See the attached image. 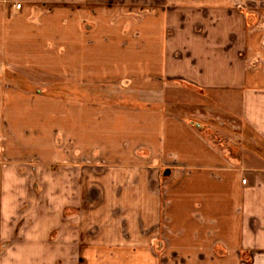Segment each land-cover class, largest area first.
I'll return each mask as SVG.
<instances>
[{
	"label": "crops",
	"instance_id": "obj_1",
	"mask_svg": "<svg viewBox=\"0 0 264 264\" xmlns=\"http://www.w3.org/2000/svg\"><path fill=\"white\" fill-rule=\"evenodd\" d=\"M14 1L0 0V235L5 219L33 218L41 237L26 247L55 244L60 264H264V0H126L137 17L120 33L112 17L89 19L105 27L90 34L78 14L35 18L49 0ZM54 73L78 96L33 79ZM178 84L237 95L248 133L225 141L209 116L162 109ZM24 174L36 195L56 187L55 222L48 193L39 205L2 191Z\"/></svg>",
	"mask_w": 264,
	"mask_h": 264
},
{
	"label": "rangeland",
	"instance_id": "obj_2",
	"mask_svg": "<svg viewBox=\"0 0 264 264\" xmlns=\"http://www.w3.org/2000/svg\"><path fill=\"white\" fill-rule=\"evenodd\" d=\"M70 0H49L48 9L38 10L35 18H51V19H61V18H73V17H80L82 21L81 25V32L82 34H90L94 33L96 31H99V29H102L101 32H105V27L101 25H94L93 22H89V19H103L105 16L112 17L113 18V29L114 33H120L121 32V26L120 21L122 17H129V18H135L136 11H122L120 9V6L123 2L126 0H112L113 1V7L111 10H105V2L108 0H80V9H72V4H68ZM14 7L17 4L22 3L18 0H15ZM93 6H101V9H94ZM108 5V4H107ZM91 6V7H90ZM16 9V8H15ZM17 10V9H16ZM21 10V9H20ZM18 10V11H20ZM78 14V16H77ZM50 29H53L54 31L50 35H56L60 27L56 26H50ZM129 32L131 31V26L129 29ZM41 43H35L32 48L30 46V43L27 45V48H23V51L25 52L27 49L30 50H37ZM55 44V43H53ZM21 57V56H20ZM22 59L25 60V57H22ZM55 59V58H54ZM50 58L49 60H54ZM26 60L31 62V58ZM2 61V59H1ZM0 61V65H2V62ZM33 62V60H32ZM24 63V61H23ZM27 64V62L24 63V65ZM30 65V64H29ZM53 66V70L56 71V64L49 65ZM56 74H52L50 76H45L41 74L35 75L36 77H33V79L38 80L43 86L45 84V81H51L50 86L45 88H42L45 92V94L49 96H60L63 98H72L73 96H78V93L80 91H73L70 87L62 86L61 82H59L55 76ZM34 76V75H31ZM4 77L7 80H12L15 82L17 88L27 91L28 88H31L29 85H27L24 81H22L20 78L26 77L28 78L27 74H18V77L11 74H4ZM20 77V78H19ZM38 78V79H37ZM53 79V80H50ZM24 80V79H23ZM88 93V91H87ZM98 97H115L117 91L112 89H104V88H98L97 91ZM83 94V91H82ZM163 98H165L164 103L162 104V109H165L167 112L171 114H176L178 116H193L198 118L200 121L202 120L204 123V115L209 116L207 121L215 128H218L219 130L224 132V139L227 141L229 138H234L236 135H245L248 133V130L244 126L243 122L240 119V107L238 104V97L237 95H228L225 93H204V91H195L189 87H186V85L178 84L176 90L175 89H165L162 90ZM117 97V96H116ZM135 99V98H133ZM256 141L258 146H262V143L255 138L254 136L251 137V141ZM224 141V142H225ZM246 143V142H245ZM255 145V144H254ZM16 179H19V186L16 189L15 186L9 187V186H2V191L8 190L13 195H20L22 199L25 198H31L30 196H24L25 193L33 194L34 197H37L38 204L40 205L42 200H44V196L41 195V193H48L49 194V203L47 207V212L49 213V220L52 222H55V217L57 213V203H56V196H55V188L53 186H48L45 190L41 191V193L35 194V192L32 190L35 189L34 186H30L25 181L26 175L24 174L21 176H15ZM40 188V186H38ZM46 191V192H45ZM49 191V192H47ZM54 191V192H53ZM54 197V198H53ZM27 201L19 202V204H24ZM30 203V202H29ZM28 203H26L27 205ZM30 218H25L24 216L18 215L16 218L5 219L4 223L2 224V230L0 235V240H10L11 238V245L9 247L8 244L5 245V247L0 248V264H42L40 261H38L40 258L45 259L47 263L45 264H60L59 258L62 257L63 253H67V251H59L56 249L55 244H52L54 247L45 250H32L27 248L26 246L28 243L33 241H38L37 239H40L41 237L40 233H35V225L30 226L28 222ZM17 226V229L19 230L17 235H13L14 228ZM14 236V237H13ZM44 237V234L42 235ZM50 241L56 242V234L52 233L49 237ZM70 252V251H69ZM69 257H72L70 254ZM31 259H33L31 261ZM38 259V260H37Z\"/></svg>",
	"mask_w": 264,
	"mask_h": 264
},
{
	"label": "built area",
	"instance_id": "obj_3",
	"mask_svg": "<svg viewBox=\"0 0 264 264\" xmlns=\"http://www.w3.org/2000/svg\"><path fill=\"white\" fill-rule=\"evenodd\" d=\"M15 8H16L17 10H20V9H21V4H17V5L15 6ZM243 183H246V180H244Z\"/></svg>",
	"mask_w": 264,
	"mask_h": 264
}]
</instances>
